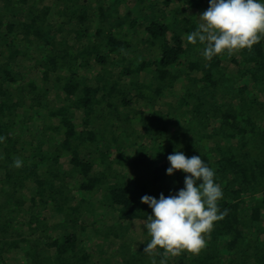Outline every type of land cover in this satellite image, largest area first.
I'll return each mask as SVG.
<instances>
[{
  "label": "trees",
  "instance_id": "16d2710c",
  "mask_svg": "<svg viewBox=\"0 0 264 264\" xmlns=\"http://www.w3.org/2000/svg\"><path fill=\"white\" fill-rule=\"evenodd\" d=\"M46 2L0 0V264H264V37L209 61L186 40L209 0ZM175 151L227 215L198 253L145 252L129 232L183 188Z\"/></svg>",
  "mask_w": 264,
  "mask_h": 264
},
{
  "label": "clouds",
  "instance_id": "9594fccd",
  "mask_svg": "<svg viewBox=\"0 0 264 264\" xmlns=\"http://www.w3.org/2000/svg\"><path fill=\"white\" fill-rule=\"evenodd\" d=\"M201 23L186 36L188 43L204 45L206 60L244 48H251L264 37V0H209L207 10L199 15ZM166 175L176 171L185 174L183 188L167 197H141L152 214L141 225L150 236L144 248L151 253L161 248L165 253L178 255L181 251L198 253L206 246L205 236L214 223L227 215L218 201L223 198L222 188L215 182V172L200 155L186 157L181 151L167 156ZM23 161L16 159L13 166L20 168ZM199 181V183H197ZM161 264H166L161 260Z\"/></svg>",
  "mask_w": 264,
  "mask_h": 264
},
{
  "label": "rangeland",
  "instance_id": "374dc122",
  "mask_svg": "<svg viewBox=\"0 0 264 264\" xmlns=\"http://www.w3.org/2000/svg\"><path fill=\"white\" fill-rule=\"evenodd\" d=\"M52 2H53V0H47V2L46 3H49V4H52ZM204 10H206V9H204ZM123 11V10H122ZM203 11V10H202ZM195 17H197V16H195ZM199 17V16H198ZM226 67H228V69L229 70H231L232 69V71L234 70V65L233 64H226L225 65ZM27 78L28 79H33V74H31V72L27 75ZM264 97V96H263ZM175 99V96L174 97H171V96H168V97H165V99H164V101L165 102H168V103H173L172 101ZM166 108V107H165ZM165 108H163L162 107V110H165ZM95 219H97V220H100V221H105V223H109V222H112V216H110V217H105V216H102V215H95V217H94ZM145 221L143 220V221H137V222H135V224L131 227V230H130V232H129V235H130V237H133L134 239H135V241H134V243H133V245H134V247L135 248H137L138 246H139V244L140 243H142L143 242V240H144V238H146V236L148 235L147 233H146V231H143L142 230V228H141V225L144 223ZM94 235L93 234H91V236H90V238H89V241H91V242H93L94 240H95V238L93 237ZM92 238V239H91ZM106 241H108L107 239H104L103 241H101V243H100V245H101V247L97 250V249H95V256L96 255H98V256H100V255H102V254H104L105 252H107L106 254L107 255H109V249L110 248H114V252H115V250L118 248V242H116L115 244L114 243H112V242H109V243H107ZM207 242V241H206ZM19 256H22V253L21 254H19ZM94 256V260H95V257ZM96 261V260H95ZM19 263H21V261L19 262ZM97 263H99V262H97ZM96 263V264H97Z\"/></svg>",
  "mask_w": 264,
  "mask_h": 264
}]
</instances>
